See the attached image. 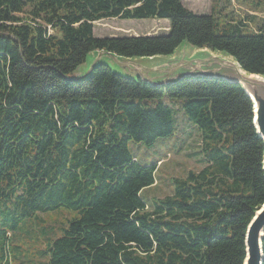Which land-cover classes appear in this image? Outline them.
<instances>
[{"label": "trees", "instance_id": "trees-1", "mask_svg": "<svg viewBox=\"0 0 264 264\" xmlns=\"http://www.w3.org/2000/svg\"><path fill=\"white\" fill-rule=\"evenodd\" d=\"M109 18L165 19L168 28L95 36L93 23ZM252 19L222 24L183 0H0V264H11V251L26 264H243L264 203V142L241 85L185 77L155 86L104 62L72 75L91 52L168 56L187 43L264 76V24L251 31ZM165 98L179 99L200 131L205 164L149 208L141 191L157 163L138 162L129 142L175 132ZM57 211L75 215L56 226L39 219ZM40 221L36 233L23 229ZM262 252L264 264V235Z\"/></svg>", "mask_w": 264, "mask_h": 264}, {"label": "rangeland", "instance_id": "rangeland-1", "mask_svg": "<svg viewBox=\"0 0 264 264\" xmlns=\"http://www.w3.org/2000/svg\"><path fill=\"white\" fill-rule=\"evenodd\" d=\"M256 2L260 4L252 5L256 4ZM183 3L195 13H213L215 18L222 24L227 20V16L233 18V20L240 18L245 21V16L247 14L253 17L252 21L246 23L249 30H256L258 26L264 24V0H183ZM226 14L227 16H225ZM167 28L168 21L165 19L127 20L109 18L93 23V32L97 37L162 34L166 32ZM188 45L187 43L180 45L179 48L183 49L178 52L186 51V53L191 55L194 49L190 47L191 45ZM97 54H99V51L91 52L87 56L85 62L78 66L72 76L78 78L80 77L78 75L85 74L90 69ZM160 58L166 59L168 56H160ZM129 59L130 62L140 60L136 63L142 65L144 68H150L152 66V62L148 61L147 58L132 57ZM99 61L109 63V66L112 67L113 70L119 71L121 74L124 72L121 66L112 62L106 56H103ZM126 68L129 69V66ZM163 102L169 104L174 110L176 118L175 132L170 136L158 138L152 145H147L142 142H129V148L138 162L150 164L157 163L154 184L141 191V196L149 208H151V205L158 198L173 193L172 181L174 178L184 177L189 170L198 171L205 164L200 152L201 133L188 122L187 117L180 109L179 105L181 101L179 99L169 101L165 98ZM74 215V211H70L69 213L66 211H57L38 214L39 219L46 222L48 226L59 225L65 219H69ZM41 221L32 223L28 227L26 225L23 229L36 233L44 224ZM31 232L29 233L31 234ZM7 235L9 236L10 233H7ZM12 238L19 239L20 234L17 233L15 236L11 235L9 241ZM12 243H14L13 239L10 241L9 245L11 246ZM6 252L8 254L7 258L12 256L11 264H26L21 262L22 258L20 259L17 251H11V256H9L8 248Z\"/></svg>", "mask_w": 264, "mask_h": 264}, {"label": "water", "instance_id": "water-1", "mask_svg": "<svg viewBox=\"0 0 264 264\" xmlns=\"http://www.w3.org/2000/svg\"><path fill=\"white\" fill-rule=\"evenodd\" d=\"M190 47L194 49L191 55L186 53V51L178 52L183 48L177 47L173 54L168 55L166 59L160 58V56L167 55L141 57L147 58L148 61L152 62L150 68H144L142 65L136 63L140 60L130 62L129 58L101 50L95 56L96 58L90 66V69L81 75L85 76L89 74L93 66L97 62H102L99 60L103 56H106L112 62L122 67V70H124V72L122 71L123 74L126 73L124 75L139 77L155 86L173 84L185 77H213L225 79L232 83H239L251 100L253 107V125L256 133L264 142V76L245 71L232 56L223 52H213L208 48ZM106 64L109 65V63ZM127 66H129V69L126 68ZM262 165L264 170V151ZM263 235L264 203L254 213V217L247 227L245 235L246 250L243 264H262Z\"/></svg>", "mask_w": 264, "mask_h": 264}, {"label": "crops", "instance_id": "crops-1", "mask_svg": "<svg viewBox=\"0 0 264 264\" xmlns=\"http://www.w3.org/2000/svg\"><path fill=\"white\" fill-rule=\"evenodd\" d=\"M78 76H81V75H78ZM137 159V158H136Z\"/></svg>", "mask_w": 264, "mask_h": 264}]
</instances>
